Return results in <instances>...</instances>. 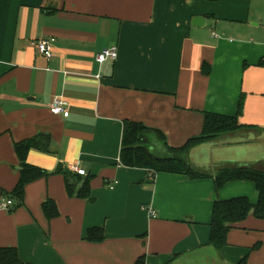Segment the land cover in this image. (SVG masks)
I'll return each instance as SVG.
<instances>
[{
	"label": "crops",
	"instance_id": "obj_1",
	"mask_svg": "<svg viewBox=\"0 0 264 264\" xmlns=\"http://www.w3.org/2000/svg\"><path fill=\"white\" fill-rule=\"evenodd\" d=\"M46 37L50 58L34 46ZM111 46L116 57L96 62ZM262 57L264 0H0V246H15L29 264H133L140 255L145 264H237L244 255L264 264V218L247 215L221 249L207 243L214 199L254 203L252 182L215 194L211 178L151 177L118 161L124 120L180 146L201 132L205 111L235 114L240 93L239 121L264 129ZM56 96L67 117L51 112ZM38 133L55 152L30 148L26 161L49 175L25 186L24 205L4 208L2 193L19 175L13 144ZM58 163L92 175V201L67 195ZM47 197L59 210L51 220L41 209ZM93 226L104 228L101 241L84 238Z\"/></svg>",
	"mask_w": 264,
	"mask_h": 264
},
{
	"label": "trees",
	"instance_id": "obj_2",
	"mask_svg": "<svg viewBox=\"0 0 264 264\" xmlns=\"http://www.w3.org/2000/svg\"><path fill=\"white\" fill-rule=\"evenodd\" d=\"M258 64L264 65V57L260 58ZM209 69V64L203 63L202 73L207 75ZM244 96V93H240L236 113L233 115L205 111L201 132L190 137L180 146H170L166 142L164 133L157 128L129 119L123 121L118 158L119 163L123 166L144 168L148 170L151 177L159 172H167L182 174L189 179L211 178L215 194L230 181H249L254 184L257 192V199L254 203L246 195L214 199L207 243L216 249H221L227 244L229 230L243 221L247 215L252 214L258 219L264 218V161L256 164L227 162L207 170L195 167L189 159V153L194 147L216 140L223 134L262 130L256 125L239 121ZM13 147L18 158L19 175L12 190L2 193L14 201L11 210L24 205L25 186L28 183L49 175L45 169L26 161L29 149L55 152L50 136L43 133L14 142ZM58 172L63 175L65 191L69 197H78L88 201L94 199L90 187L92 175H82L66 168H62ZM41 209L47 220L59 215L57 204L52 198L44 199ZM104 235L103 227L93 226L87 229L84 238L91 242H98L104 238ZM259 246L260 243L257 242L250 247V250L257 249ZM246 257L247 255H244L237 264H245ZM0 264L29 263L21 260L15 246H0ZM133 264H145V256L140 255Z\"/></svg>",
	"mask_w": 264,
	"mask_h": 264
},
{
	"label": "rangeland",
	"instance_id": "obj_3",
	"mask_svg": "<svg viewBox=\"0 0 264 264\" xmlns=\"http://www.w3.org/2000/svg\"><path fill=\"white\" fill-rule=\"evenodd\" d=\"M240 139L246 141L236 143ZM190 151L191 160L206 167L217 166L227 158H234L242 163L264 159V129L257 133L251 130L237 132L233 138L229 134H223L216 140L200 144L195 151ZM260 161L264 160L258 162Z\"/></svg>",
	"mask_w": 264,
	"mask_h": 264
},
{
	"label": "built area",
	"instance_id": "obj_4",
	"mask_svg": "<svg viewBox=\"0 0 264 264\" xmlns=\"http://www.w3.org/2000/svg\"><path fill=\"white\" fill-rule=\"evenodd\" d=\"M54 38L53 37H46L40 38L35 41L34 46L37 53L43 55L46 58H50L52 56V47H53ZM116 57V46H111L109 48L103 49L95 56V61L98 63H102L107 59H114ZM51 112L56 115H62L67 117L69 114V110L67 107V101L61 97L56 96L53 98L51 102ZM69 170L82 174H85V171L79 168L76 164H71L69 166ZM13 204V201L9 198H4L1 201V206L7 208ZM151 215H153V210L149 209Z\"/></svg>",
	"mask_w": 264,
	"mask_h": 264
},
{
	"label": "water",
	"instance_id": "obj_5",
	"mask_svg": "<svg viewBox=\"0 0 264 264\" xmlns=\"http://www.w3.org/2000/svg\"><path fill=\"white\" fill-rule=\"evenodd\" d=\"M62 169V164L61 163H58L57 167H56V171H60Z\"/></svg>",
	"mask_w": 264,
	"mask_h": 264
}]
</instances>
